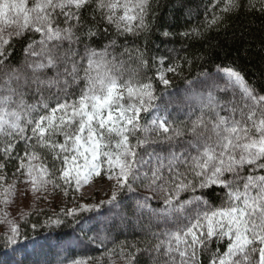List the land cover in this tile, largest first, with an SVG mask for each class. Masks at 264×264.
I'll return each instance as SVG.
<instances>
[{"label": "snow or ice", "instance_id": "1", "mask_svg": "<svg viewBox=\"0 0 264 264\" xmlns=\"http://www.w3.org/2000/svg\"><path fill=\"white\" fill-rule=\"evenodd\" d=\"M218 7L222 15L206 13L205 28L256 11L252 0H215ZM155 20L151 0H0V247L8 256L0 264H48L32 257L52 247L33 239L29 252L9 205L31 196L34 206L49 186L68 196L97 180L112 182L106 200L45 221L58 227L61 215L72 218V231L56 241L68 254L60 264H264V84L218 66L187 82L183 120L162 115L153 81L167 88L166 74L182 65L153 58L161 66L154 77L124 79L126 62L109 51L120 38L150 34ZM101 25L114 28L113 39ZM16 44L23 55L13 62ZM125 54L149 67L146 46ZM134 184L151 194L140 196ZM125 192L137 198L125 203ZM152 199L164 207L151 209ZM104 205L108 215H80ZM145 209L164 227L117 243L113 233L139 224ZM29 215L19 212L25 223Z\"/></svg>", "mask_w": 264, "mask_h": 264}, {"label": "trees", "instance_id": "2", "mask_svg": "<svg viewBox=\"0 0 264 264\" xmlns=\"http://www.w3.org/2000/svg\"><path fill=\"white\" fill-rule=\"evenodd\" d=\"M214 2L215 0H151L156 16L155 27L151 33L148 35L142 34L139 38L129 37L127 40L120 38L117 40V46L109 50L117 57L118 61L123 60L126 62L124 65V79H128L133 73L140 79L145 76L154 77L160 65L153 63V58L159 59L163 56L168 58L169 62L181 64L182 68L178 69L177 73L167 74L170 81L167 88L159 81H153L156 96L159 98L158 101H164L163 103L167 105L178 101L173 99L178 97V94L174 95V93L185 87L188 81L196 79L205 72L215 73L218 66L221 68L233 67L240 71L248 81L264 84V14L259 11L262 0H252L256 5V11L254 12L242 9L238 13L233 12L224 15L223 21L216 26L205 28L206 13L207 20L212 19L213 12L218 16L222 15L219 7L212 8ZM244 2L247 3L248 0H244ZM157 5L159 6L157 7ZM220 7H222V4ZM101 27H108L109 35L107 39L114 38L113 27L107 25H101ZM196 28L200 29V35L188 37L181 35L183 32ZM165 30L170 33L169 36L162 34ZM145 46L147 48L146 58L150 61L148 68H140L138 61L135 59L130 60L128 54L121 55V53H124L125 48L139 47L143 50ZM22 55L20 45L16 44L13 62L22 59ZM184 57H187L191 63H186ZM164 66L167 67L168 65L165 64ZM181 106L184 107L183 101ZM172 112L180 120L182 110L174 107ZM145 119H149V117ZM214 192L216 194L211 195V200L214 204H219L220 190L215 189ZM128 194L125 192L122 196V200L126 201L125 203L128 201L126 198ZM150 202L151 209L159 210L163 208L160 205L161 202L157 200L152 199ZM55 213L43 210L39 213H32L27 219V223L21 222L20 226L24 231V237H27V239L22 238L21 243L41 239L50 242L51 248H58L56 245L57 239L72 231V218H65L61 215L60 218L64 220L63 224L58 227L55 225L46 226L45 221L48 217L55 219ZM149 213L152 214L151 211L144 210L141 213L139 224L132 227L123 226L116 233H113L116 242L135 243L145 241L150 239V236L146 233L159 231L163 228L162 223L158 224L150 221L151 216ZM80 215L87 217L90 213L84 212ZM150 222L151 228L149 229ZM33 224L37 226L35 231L31 228ZM2 243V240H0V245ZM107 246L111 248L113 245L110 243ZM140 246H143V244ZM51 248L48 249L51 250ZM4 252L3 247H0V254ZM62 254L68 255L61 250L60 255ZM87 254L98 256L99 252L90 249Z\"/></svg>", "mask_w": 264, "mask_h": 264}, {"label": "rangeland", "instance_id": "3", "mask_svg": "<svg viewBox=\"0 0 264 264\" xmlns=\"http://www.w3.org/2000/svg\"><path fill=\"white\" fill-rule=\"evenodd\" d=\"M161 66L158 68L160 69ZM164 68H166L164 66ZM163 70V69H161ZM168 74V73H167ZM166 74V78L169 80L168 75ZM187 84L185 87L179 90V92L174 93V95L178 94V97H174L173 99H177L178 101L174 104L168 103H163L164 101H158L159 104L161 105V114L163 115L165 111L169 114L170 119H177L178 117L173 111L174 107L175 108H180L181 110L184 109V107L181 106L182 101L185 103V90H186ZM173 105V106H171ZM173 108V109H172ZM184 116L183 114L180 117V120H183ZM134 188L137 189V193L140 196L144 195H150L151 193L146 191L143 187H138L137 185H133ZM111 190H112V182L107 181V180H97L91 187H84L82 189V192H73L70 191L68 196H64L62 192L59 190L52 191L51 186H49V191L51 192V195H48L47 200H41L37 202L34 206L31 205L32 197L29 196L27 200L24 201L23 207L20 204V201L17 200L16 203L9 205L5 211L10 213V218H13L17 221V223L20 225L21 222H23L20 219L19 212L21 210L25 212H30V215L32 213H39L43 210H49L52 213L55 212H61V209L65 208H72L75 207L77 204H99L101 200H106L108 196L111 195ZM81 196L83 198H81ZM127 203H131L132 200H135L137 198L136 194L129 193L127 196ZM157 200L158 202H161V206H163L162 201L159 199H153ZM126 202V201H125ZM151 202L149 201V204ZM2 207V206H0ZM151 207V206H150ZM145 211H149L148 209H145ZM109 214V206L104 205L101 207L98 212H93L90 213V215H98V216H105ZM2 215V213H0ZM29 215V217H30ZM151 216L150 221L152 222H157L156 218L149 213ZM28 217V218H29ZM27 218V219H28ZM164 226V224H162ZM6 225L3 223H0V233H3L5 231ZM38 243L40 244H45L46 242L41 239H35ZM28 244V251H32V245L31 243H26ZM61 249L58 248H51V250L48 249V247H45V249L42 252H38V254L34 255L32 259L35 260H40V261H47L48 264H60V262L63 260V256L59 255ZM0 259L7 260L8 256L4 252L0 254ZM117 264H120L119 260L117 259Z\"/></svg>", "mask_w": 264, "mask_h": 264}, {"label": "bare ground", "instance_id": "4", "mask_svg": "<svg viewBox=\"0 0 264 264\" xmlns=\"http://www.w3.org/2000/svg\"><path fill=\"white\" fill-rule=\"evenodd\" d=\"M59 255H60V254H59ZM62 255H64V256H65V254H62ZM60 256H61V255H60ZM64 256H63V257H64Z\"/></svg>", "mask_w": 264, "mask_h": 264}]
</instances>
